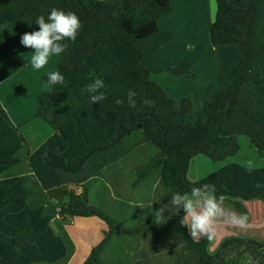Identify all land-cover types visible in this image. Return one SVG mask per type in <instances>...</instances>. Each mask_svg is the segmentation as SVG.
<instances>
[{
    "label": "trees",
    "instance_id": "trees-1",
    "mask_svg": "<svg viewBox=\"0 0 264 264\" xmlns=\"http://www.w3.org/2000/svg\"><path fill=\"white\" fill-rule=\"evenodd\" d=\"M53 8L77 14L83 26L75 42L65 41L68 48L58 63L66 85H50V92L38 96L36 118L55 133L29 156L31 170L47 192L84 186L133 149L150 143L159 154L136 169L134 187L159 171L162 182L157 204H167L178 225L172 231L141 218L138 227L128 229L90 205L83 194L69 192L66 203L59 205L63 222L97 217L109 227L108 235L84 264H102L99 256L117 233L139 246L142 236L153 232L184 243L175 264H182L187 253H194L198 264H264V240L234 236L211 252V241L193 240L180 224L183 210L176 213L168 203L173 193H190L193 186L209 183L232 211L246 214L249 223L252 217L246 203L264 204V167L249 170L234 163L195 182L188 178L191 162L198 156L215 163L237 156L241 136L264 158V0H217L211 45L236 46L240 61L223 69L232 77L226 88H207L200 111L191 98L169 97L150 79L153 72L142 63L173 40L171 32L158 28L159 20L174 10L170 0H0V50L15 71L26 67V47L20 37L39 30L37 17L47 18ZM193 68V63L183 61L157 73L196 80ZM43 78L48 83L47 75ZM96 78L106 85L101 90L106 99L100 104H93L91 94L84 91ZM129 89L138 93L136 108L127 103ZM118 99L124 103L117 104ZM142 99L155 103L145 106ZM136 133L141 138L127 146ZM25 144L0 102V264H56L69 251L53 229L52 217L43 206H29L33 191L24 177L2 178L20 164L18 154Z\"/></svg>",
    "mask_w": 264,
    "mask_h": 264
},
{
    "label": "crops",
    "instance_id": "crops-1",
    "mask_svg": "<svg viewBox=\"0 0 264 264\" xmlns=\"http://www.w3.org/2000/svg\"><path fill=\"white\" fill-rule=\"evenodd\" d=\"M170 2L174 10L170 15L159 20L158 28L161 31L171 32L173 40L158 53L145 57L142 63L153 72L150 79L158 84L169 97L173 99L191 98L194 108L200 111L207 100V88L213 87L221 90L231 83L232 77L224 74L223 69L226 67L233 68L239 64L238 48L234 45L214 48L211 45L210 28L214 21L217 0H170ZM30 51L32 50L25 48L23 56L26 61V67L17 72L13 69L7 55L0 50V102L12 123L20 129L26 141L25 147L20 150L18 157L20 159L21 152L25 151L27 158L26 164H22L20 159V164L16 166V171L8 175L7 173L11 172V169L2 178L24 177L26 186L34 189H32L33 195L29 202L35 200L37 193L40 196L41 194H48L47 200L41 198V200L35 202V206H29L31 208L44 207L45 213L52 217L53 229L63 238L68 248V257L56 264H84L92 249L108 235L109 227L97 217H76L63 222L62 217L59 215V204L66 203L68 197L65 193L59 192L66 189L74 190L76 196L83 194L88 203H91L93 199H97V196L93 198L91 196V184L99 180L103 181L100 200L95 201H97L96 203L99 206L104 205L102 204L103 199L105 200V205L109 203L107 207L103 206L104 212L107 215H113L112 218L114 217L117 221H121L120 223L124 226L114 209V205L119 202L116 188L121 190L122 195H125L131 183L130 181L125 183L126 181L121 180V178L118 179V176H120L118 168L123 158L106 167L84 186H67L49 192L42 188L39 180L31 170L29 156L37 151L55 133L48 123L36 118L39 108L38 96L43 91L49 92L51 86L46 84L45 80V85L40 82V79L43 80L44 74H41V76L39 74V77H37L30 63L31 54L28 53ZM55 58L57 60H54L53 68L56 66V62L61 61V56ZM183 61L193 63L194 72L208 77L205 84L200 83V80L197 82L190 78H178L167 72L157 73V71L176 66ZM200 69L201 72L199 71ZM19 96H22L23 99L20 100ZM29 130L30 133H25ZM30 135L31 138L28 137ZM161 182L160 176L159 182H156L148 191L150 195L148 196L147 206L139 202L136 209L139 212L137 213L138 219L148 218L149 207L156 206V195L161 188ZM108 184L111 185V188L107 186ZM41 190H43V193ZM53 194H57L56 201L59 200L60 202L53 203L55 201L51 199V197L54 198ZM60 197L63 199L60 200ZM139 200H141L140 197ZM123 203L128 207L135 206L134 203ZM225 207L232 211L230 206L225 205ZM246 207L251 212L252 217L249 226L246 229H239L233 228L222 221L219 222L217 237L210 244L211 252L215 251L224 239L234 236L253 238L259 241L264 240V204L259 201H252L246 203ZM252 209H256L258 214H254ZM137 215L135 216L137 217ZM128 217H130V213ZM149 218L152 219L151 216ZM128 229L133 228L130 227ZM175 230L177 229H172V231ZM183 245V242L164 233L153 232L144 234L141 238V244L135 246L130 244V237L123 233H117L103 249L99 258L102 264H175ZM187 263L198 264L194 253L184 255L182 264Z\"/></svg>",
    "mask_w": 264,
    "mask_h": 264
},
{
    "label": "clouds",
    "instance_id": "clouds-1",
    "mask_svg": "<svg viewBox=\"0 0 264 264\" xmlns=\"http://www.w3.org/2000/svg\"><path fill=\"white\" fill-rule=\"evenodd\" d=\"M35 24L39 30L26 32L20 37V43L32 50L28 53L31 54L30 63L34 69L44 68L50 58L59 57L66 52L68 44L65 41L75 42L83 26L77 14L56 8L51 9L47 18L44 15L37 17ZM47 79L52 86L66 85L65 76L58 70L49 72ZM105 87L103 79L96 78L86 85L84 91L91 94L90 100L93 104H100L106 99L105 92L101 91ZM137 96V92L128 90L126 100L130 107H137ZM116 103L122 104L124 101L118 99ZM141 103L152 106L155 102L142 99ZM251 167L252 162L248 161L249 170ZM168 203L176 213L183 210L180 224L188 229L193 240H214L218 234V223L221 221L233 228L246 229L249 226V217L227 209L224 206L225 197L217 196L215 186L209 183L193 186L190 193H173ZM168 212L170 211L167 204L152 211L154 222L158 225L167 223L170 218L166 216Z\"/></svg>",
    "mask_w": 264,
    "mask_h": 264
},
{
    "label": "rangeland",
    "instance_id": "rangeland-1",
    "mask_svg": "<svg viewBox=\"0 0 264 264\" xmlns=\"http://www.w3.org/2000/svg\"><path fill=\"white\" fill-rule=\"evenodd\" d=\"M60 56H61V60H62L63 57H62V55H60ZM54 60H57V58H55V57L50 58L49 63L42 69H34L37 77H39V74H40V76H41V74L47 75L52 70L57 71L56 68L58 67L59 61L55 63L56 66H54V68H53ZM199 71L201 72V69ZM194 73L197 75V79L193 80V81L198 82L200 80V83L205 84L208 77L204 76L202 74H198L197 72H194ZM203 74H204V72H203ZM44 75H43V77H44ZM43 77H42L43 80L40 79V82L42 83V85H45V83L49 84V83L44 81ZM178 78H183V77H178ZM198 86H197V89H198ZM43 93H48V92L43 91ZM19 99L21 100V99H23V97L19 96ZM25 133H27V134L30 133V130L26 131ZM28 137L31 138V135ZM140 138H141V133H136V135L132 136L130 139L127 140V146L133 145ZM238 142L241 146L240 153L237 156L231 157L224 162L215 163V162L211 161L207 156H204V155L196 157L191 162V166H190V170H189V174H188L189 180L192 182H195L197 180L203 179V178L213 174L214 172L218 171L219 169H221L222 167H224L225 165H228V164L236 163V164H240L242 166L248 167V161H251L252 162L251 168L264 167V158L259 157L257 150L254 147H252L248 138L241 136L238 138ZM23 147H25V146H23ZM158 154H159V149L157 147H155L154 145H152L150 143H145V144L141 145L140 147L133 149V151L121 161V164L118 168L119 169V175H120V176H118V179L121 178V180H125L126 181L125 183L130 181L131 185H130V188L127 189L128 191L126 192L125 195H122L121 190L116 188V194H117V198L119 199V202L117 205L116 204L114 205V209L116 210L117 216H119L121 218L125 228H130V227L136 228V227H138L140 219H141V218L138 219V215H137V213H139L136 210L138 207V204H139V202H141L142 205L143 204H145V206L148 205L147 200L149 198L148 196L150 195V193L148 191H150L151 187L154 186V184L156 182L158 183L159 179H160V173H159V171H157L152 176H150L145 181H143L141 184L134 187V182L136 180V177H135L136 169L141 165H146L153 157L157 156ZM20 156H21L20 159L22 161L21 163L26 164L27 163L26 152L25 151L21 152ZM122 170H123V172H122ZM14 171H16V167H14V169H12L11 172H8L7 174L9 175L10 173H14ZM102 182L103 181L99 180V181L93 182L91 184V187H90L91 188V190H90L91 196H92V198L94 196H97L96 197L97 199H93V201H91V203H89V204L96 205L101 211L104 212L105 209L103 206L107 207L109 203L107 205H105V200L103 199L102 204H104V205L99 206L96 203L97 201H95V200H98V201L100 200V193L102 191L101 188L103 185ZM107 186L111 188V185L108 184ZM160 190H161V188L159 189V192H160ZM41 191L43 193V190H41ZM113 191H115V190H113ZM69 192L75 193L74 190H67V189L65 191L61 190L59 193H63V194L65 193L66 196H69L68 195ZM159 192H158V194H159ZM127 193H128V195H127ZM56 195L57 194H53L54 198L50 196L52 200H55L53 203H56L59 201V200L56 201ZM48 197L49 196L46 193L41 194V196L37 193L35 196V200L32 202H29V205L35 206L36 201L41 200V198L47 200ZM139 197L141 198V200H139ZM62 199L63 198L60 197V200H62ZM123 202L134 203L135 206L128 207ZM98 204H99V202H98ZM59 205H61V204H59ZM225 205L226 204H224V206ZM155 207H149V209H148L149 216H151L152 219L149 218V216L147 215L148 218H144L143 220L149 221L150 223H155L154 219H153L152 211H155L157 208H160L158 206V204H156ZM168 210L170 211L171 208H169ZM263 210H264V208H263ZM252 211H254V214H258V211L256 209H252ZM108 212H110V211H108ZM129 213H130V217H128ZM133 214L137 215V217L135 215H134L135 216L134 217ZM112 216L113 215H111L110 217H112ZM166 216H168L170 218L168 219V222L165 223L164 225L168 226L171 230L177 229L178 225H177L174 217L171 215V212L166 213ZM113 219H114V217H113ZM187 264H191V263H187Z\"/></svg>",
    "mask_w": 264,
    "mask_h": 264
}]
</instances>
